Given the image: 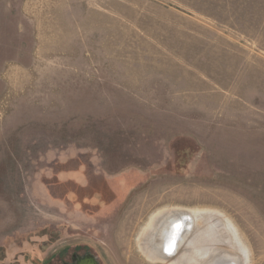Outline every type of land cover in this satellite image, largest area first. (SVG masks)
<instances>
[{
	"label": "rangeland",
	"instance_id": "374dc122",
	"mask_svg": "<svg viewBox=\"0 0 264 264\" xmlns=\"http://www.w3.org/2000/svg\"><path fill=\"white\" fill-rule=\"evenodd\" d=\"M173 207L264 264V0H0V264H168Z\"/></svg>",
	"mask_w": 264,
	"mask_h": 264
},
{
	"label": "bare ground",
	"instance_id": "6f19581e",
	"mask_svg": "<svg viewBox=\"0 0 264 264\" xmlns=\"http://www.w3.org/2000/svg\"><path fill=\"white\" fill-rule=\"evenodd\" d=\"M196 211L173 207L154 213L138 239L141 253L152 262L168 264H241L226 250L230 246L243 251L239 240L236 244L226 237L229 228ZM217 245L220 251H212Z\"/></svg>",
	"mask_w": 264,
	"mask_h": 264
},
{
	"label": "flooded vegetation",
	"instance_id": "af4514ba",
	"mask_svg": "<svg viewBox=\"0 0 264 264\" xmlns=\"http://www.w3.org/2000/svg\"><path fill=\"white\" fill-rule=\"evenodd\" d=\"M183 225H181L180 230L182 229ZM69 264H98L97 261L90 256L88 253L86 255H78L76 260L73 263Z\"/></svg>",
	"mask_w": 264,
	"mask_h": 264
}]
</instances>
